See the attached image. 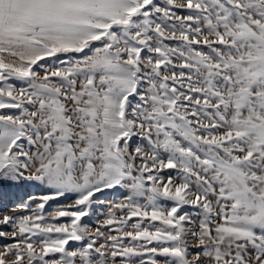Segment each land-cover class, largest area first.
<instances>
[{
  "label": "snow or ice",
  "instance_id": "obj_1",
  "mask_svg": "<svg viewBox=\"0 0 264 264\" xmlns=\"http://www.w3.org/2000/svg\"><path fill=\"white\" fill-rule=\"evenodd\" d=\"M0 264H264V0H0Z\"/></svg>",
  "mask_w": 264,
  "mask_h": 264
},
{
  "label": "rangeland",
  "instance_id": "obj_2",
  "mask_svg": "<svg viewBox=\"0 0 264 264\" xmlns=\"http://www.w3.org/2000/svg\"><path fill=\"white\" fill-rule=\"evenodd\" d=\"M110 199H119V197L118 196H115V195H113V196H110ZM50 203H54V202H50ZM107 211V208L105 207L104 209H103V212H106ZM104 217H103V215H101V212H100V210H97L96 211V213L91 217V218H85V220H90V224L91 225H95L96 223H97V221H99V220H102Z\"/></svg>",
  "mask_w": 264,
  "mask_h": 264
}]
</instances>
